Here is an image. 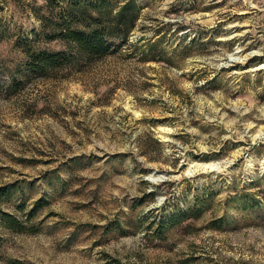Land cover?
Returning a JSON list of instances; mask_svg holds the SVG:
<instances>
[{
    "label": "rangeland",
    "instance_id": "obj_1",
    "mask_svg": "<svg viewBox=\"0 0 264 264\" xmlns=\"http://www.w3.org/2000/svg\"><path fill=\"white\" fill-rule=\"evenodd\" d=\"M133 1L110 56L39 76L75 0H0V210L34 231L0 264H264V0Z\"/></svg>",
    "mask_w": 264,
    "mask_h": 264
},
{
    "label": "trees",
    "instance_id": "obj_2",
    "mask_svg": "<svg viewBox=\"0 0 264 264\" xmlns=\"http://www.w3.org/2000/svg\"><path fill=\"white\" fill-rule=\"evenodd\" d=\"M138 13L133 0L125 2L117 11H114L106 0H75L74 6L67 7L66 13L60 15L54 23L55 33L49 37V40L64 42L70 51L48 52L27 47L23 50L26 57L24 68L30 74L46 76L74 62L91 63L108 57L113 52V42L123 43L128 40L138 21ZM20 85L14 84L15 87ZM11 190L12 187L2 191L0 195L4 196ZM178 217L180 215H171L169 220L173 221ZM25 224L26 221L0 210V229L17 234L34 232L28 231ZM154 225L155 223L149 225L147 234L156 233L155 238L163 240L164 231L160 229L157 233L156 229L152 230ZM158 227L162 228L161 225Z\"/></svg>",
    "mask_w": 264,
    "mask_h": 264
},
{
    "label": "built area",
    "instance_id": "obj_3",
    "mask_svg": "<svg viewBox=\"0 0 264 264\" xmlns=\"http://www.w3.org/2000/svg\"><path fill=\"white\" fill-rule=\"evenodd\" d=\"M251 2H259V1H262V0H250Z\"/></svg>",
    "mask_w": 264,
    "mask_h": 264
}]
</instances>
